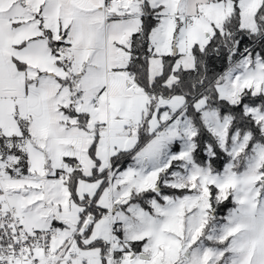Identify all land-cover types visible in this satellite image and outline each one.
<instances>
[{"label": "snow or ice", "instance_id": "1", "mask_svg": "<svg viewBox=\"0 0 264 264\" xmlns=\"http://www.w3.org/2000/svg\"><path fill=\"white\" fill-rule=\"evenodd\" d=\"M0 264H264V0H0Z\"/></svg>", "mask_w": 264, "mask_h": 264}]
</instances>
